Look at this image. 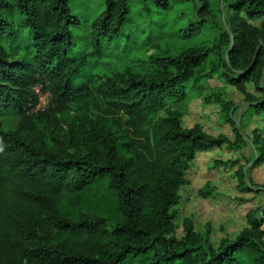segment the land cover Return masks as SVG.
Masks as SVG:
<instances>
[{"label": "trees", "instance_id": "trees-1", "mask_svg": "<svg viewBox=\"0 0 264 264\" xmlns=\"http://www.w3.org/2000/svg\"><path fill=\"white\" fill-rule=\"evenodd\" d=\"M155 1L167 4V0ZM129 2L105 0L106 10L93 24L98 53L102 40L118 37L128 22ZM232 7L244 11L249 20L264 19V0H235ZM17 12L28 28L23 45L21 29L13 24ZM77 23L69 0H0V109H13L20 116L15 130H4L0 125V264L6 262L7 240L35 264H179L178 260L187 264H264V244L246 232L233 242H223L199 263L174 249L149 258L153 248L149 241L159 240L161 245L172 230L170 207L179 201L177 186L183 182L189 163L198 152L229 143L227 137L209 135L199 127L184 128L177 116L163 120L156 129L151 122V131L158 129L152 136L143 123L165 96L178 93L204 60L203 54L186 52L163 60L160 65L174 68L173 75L109 81V88L118 97L112 105L129 115V126L135 131L132 138L121 143L98 134L103 159L94 152L65 153L29 138L37 121L49 113L67 110L82 88L76 80L88 54L72 55L70 27ZM231 31L235 43L229 53L230 63L223 64L227 78L238 86L252 78L264 94V23L250 25L242 19ZM246 68L242 73L235 71ZM37 84L50 93V101L45 110L28 114L30 103L36 101L33 87ZM258 101L252 106L264 110V96ZM254 143L258 145V161H264V138L255 136ZM244 178L241 171L242 184ZM104 182L115 195L120 219L64 213V196L82 194ZM150 203L153 211L148 214ZM43 215L71 233L87 236L86 244L95 247V255L69 253L63 246L46 242L39 233ZM250 223L259 229L256 218Z\"/></svg>", "mask_w": 264, "mask_h": 264}, {"label": "rangeland", "instance_id": "rangeland-1", "mask_svg": "<svg viewBox=\"0 0 264 264\" xmlns=\"http://www.w3.org/2000/svg\"><path fill=\"white\" fill-rule=\"evenodd\" d=\"M235 0H167L160 5L155 0H130L128 22L115 39H103L98 53L94 44L95 20L106 10L105 0H69L72 14L78 19L71 25L74 41L73 56L88 54L81 76L80 88L67 110L49 113L36 123L29 138L44 142L50 148L70 154L97 153L103 159V144L98 134L125 142L132 138L129 115L112 105L118 99L109 81L122 83L123 78H160L173 75L175 69L160 64L186 52L203 54L204 60L178 93L165 96L160 107L149 113L144 126L158 128L165 119L177 116L184 128L199 127L205 133L225 136L229 143L198 152L177 186L179 201L170 207L172 230L165 242L151 239L150 259L155 253L170 250L189 254L201 262L223 242L235 241L246 232L256 242L264 244V161H258L255 136L264 138V110L252 106L264 94L252 78L240 86L229 81L224 62L235 38L232 26L242 19L260 26L262 20H249L244 11L233 8ZM13 24L20 28V38L28 37V28L19 12ZM227 33L229 36H227ZM249 68V67H248ZM240 69L235 70L242 73ZM263 69V66H262ZM264 75V69H263ZM263 84H261L262 86ZM259 102V101H258ZM257 104V103H255ZM19 114L13 109H0V125L4 130L17 129ZM245 173L244 184L240 172ZM247 187V189H246ZM64 213L96 214L110 221L121 218L114 193L107 184L94 185L82 194L68 193L63 200ZM152 204L148 206L150 214ZM256 218L259 229L250 223ZM39 233L53 246H63L69 253L94 256L87 236L74 234L43 215ZM110 243L106 241L105 244ZM5 264H35L15 246L6 241ZM179 264H187L178 260Z\"/></svg>", "mask_w": 264, "mask_h": 264}, {"label": "built area", "instance_id": "built-area-1", "mask_svg": "<svg viewBox=\"0 0 264 264\" xmlns=\"http://www.w3.org/2000/svg\"><path fill=\"white\" fill-rule=\"evenodd\" d=\"M33 91L36 94V101L30 103L27 113H36L38 111H43L48 107L50 101V93L42 89L41 84H37L33 87Z\"/></svg>", "mask_w": 264, "mask_h": 264}]
</instances>
